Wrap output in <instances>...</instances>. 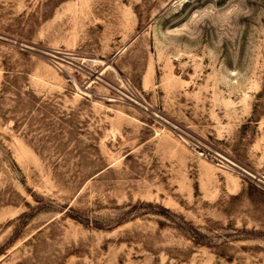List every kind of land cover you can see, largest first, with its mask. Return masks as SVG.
I'll return each mask as SVG.
<instances>
[{"label":"rangeland","instance_id":"374dc122","mask_svg":"<svg viewBox=\"0 0 264 264\" xmlns=\"http://www.w3.org/2000/svg\"><path fill=\"white\" fill-rule=\"evenodd\" d=\"M0 264H264V0H0Z\"/></svg>","mask_w":264,"mask_h":264},{"label":"built area","instance_id":"2783aa9c","mask_svg":"<svg viewBox=\"0 0 264 264\" xmlns=\"http://www.w3.org/2000/svg\"><path fill=\"white\" fill-rule=\"evenodd\" d=\"M204 154V153H203Z\"/></svg>","mask_w":264,"mask_h":264}]
</instances>
